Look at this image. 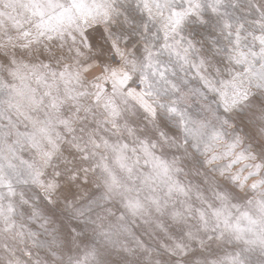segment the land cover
<instances>
[{
  "label": "clouds",
  "instance_id": "clouds-1",
  "mask_svg": "<svg viewBox=\"0 0 264 264\" xmlns=\"http://www.w3.org/2000/svg\"><path fill=\"white\" fill-rule=\"evenodd\" d=\"M0 264H264V0H0Z\"/></svg>",
  "mask_w": 264,
  "mask_h": 264
}]
</instances>
